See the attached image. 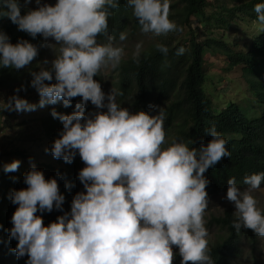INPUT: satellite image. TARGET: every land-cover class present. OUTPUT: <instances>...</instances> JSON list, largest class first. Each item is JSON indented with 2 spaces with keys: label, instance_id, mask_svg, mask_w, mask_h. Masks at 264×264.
<instances>
[{
  "label": "clouds",
  "instance_id": "obj_1",
  "mask_svg": "<svg viewBox=\"0 0 264 264\" xmlns=\"http://www.w3.org/2000/svg\"><path fill=\"white\" fill-rule=\"evenodd\" d=\"M35 2L36 8L21 15L18 0H0V17L33 38L50 37L55 43L46 46L54 58L50 65L43 62L47 68L30 73V86L39 96L36 103L13 94L6 101L0 99V111H34L58 101L68 107L79 96L71 113L51 111L62 129L45 151L67 163L79 155L84 167L77 178L84 191L72 197L69 211L45 225L37 213L62 210L64 195L56 178L45 179L31 163L23 174L26 187L9 193L16 205L8 230L17 241L16 256L27 255L25 264H172L175 247L180 264H215L204 221L209 181L203 174L222 157H230L227 140L213 124L205 129L211 137L206 144L191 148L183 141L165 144L161 107L150 105L155 114L130 113L117 102L121 95L117 89L107 95L102 91L93 77L102 69H116L124 57L122 44L114 41H125L127 33L114 36L108 27L119 0ZM169 5L170 0H125L139 31L153 37L184 30L169 19ZM252 10L264 31V0ZM142 43L133 46L134 63L140 61ZM155 48L164 55L168 52L161 43ZM184 52L181 46L175 54ZM37 54V46L28 40L13 44L0 31V67L20 69ZM20 90L23 86L14 91ZM87 102L106 111L86 114ZM19 164L14 159L3 165V171L14 172ZM262 183L264 172L245 175L244 187L234 177L227 179L226 199L234 205L235 231L251 229L264 238V211L252 195Z\"/></svg>",
  "mask_w": 264,
  "mask_h": 264
},
{
  "label": "trees",
  "instance_id": "obj_2",
  "mask_svg": "<svg viewBox=\"0 0 264 264\" xmlns=\"http://www.w3.org/2000/svg\"><path fill=\"white\" fill-rule=\"evenodd\" d=\"M258 2L260 0H170L169 19L178 26H183L184 30L158 36L157 41L142 50L139 63H134L129 57L123 59L116 68L117 90L121 93L119 97L125 98L133 94L130 103L121 107L127 108L130 113L143 110L153 114L156 110L151 109L150 105L163 106L165 139L175 124L176 137L173 140L183 141L190 148L198 147L211 139L205 129L214 124L216 130L227 140L226 148L230 157H222L203 174L209 181L206 185L207 195L226 192L227 179L230 177H234L238 185H242L245 175L264 172V31H261L252 10ZM112 12L108 19L111 34L118 36L119 32H126L128 29L131 32L139 31L131 9L125 7V0H119V7ZM250 21L255 22L259 29L245 33L244 36L248 39L243 42L238 39H224L226 30L233 23L247 24ZM219 29L223 30L220 35L216 31ZM0 31L13 44L20 39L28 40L32 44L44 39L39 34L33 38L18 30L6 17H0ZM97 39L102 40L99 36ZM156 43L168 48L166 55L155 48ZM181 46L185 52L176 55V49ZM206 51L213 56L222 57L226 63L224 71L229 72L233 68L241 70L246 86L242 97L238 95L232 98L227 105L214 102L211 93L206 90L209 80L204 58ZM14 70L0 67V85L10 82ZM93 78L100 83L103 91L101 77L96 75ZM79 100L80 97L77 96L72 98L68 107L60 103L48 108L47 114L41 117L45 137L58 138L62 129V123L51 116V111L55 109L58 113L69 114ZM96 110L90 102L86 103V114ZM2 154L33 156L26 149L20 148L2 151L0 157ZM47 166L44 177L56 178L64 201L62 210L53 208L50 212L37 213L42 216L45 225L55 221L63 212L69 211L72 197L77 192L84 191L77 178L78 171L84 167L78 154L71 163L57 158L55 164ZM25 187L20 169L5 173L0 162V264H25L27 259V255L20 258L16 256L14 249L17 241L8 234L12 226L10 218L16 208L10 201L9 193L13 189ZM213 220L227 230L223 240L208 247L215 264H236L243 238L251 241L254 250L257 236L251 229L241 228L239 232L235 231L231 227L233 215L230 210ZM172 264H180L178 254H174Z\"/></svg>",
  "mask_w": 264,
  "mask_h": 264
},
{
  "label": "rangeland",
  "instance_id": "obj_3",
  "mask_svg": "<svg viewBox=\"0 0 264 264\" xmlns=\"http://www.w3.org/2000/svg\"><path fill=\"white\" fill-rule=\"evenodd\" d=\"M41 4L48 3L52 5L55 0H40ZM20 11L25 13L28 9H34L37 7L35 0H19ZM195 24V21L193 22ZM259 26L255 22H247V24L233 23L230 28L226 30L224 39L233 40L238 39L243 42L248 37L244 34L249 32H256ZM218 35L223 30H216ZM127 39L123 42L118 40L114 41L117 44H122L124 48L123 59L131 57L133 46L136 42L142 41V50L147 48L150 44L158 40V37H153L151 34H142L140 31L131 32V29L126 31ZM102 42V40H101ZM55 42L49 37L47 41L44 39L33 43L37 46L38 54L34 57L33 61L29 65L20 69H15L10 82L5 85H0V99L7 100L13 94H16L30 103H36L39 96L35 89L30 86L31 75L33 71H39L41 67L47 68L50 65L51 60L54 58V53L51 48L47 47V44H54ZM206 61L209 80L207 81L206 90L211 93V97L218 105H227L232 98L243 95L242 91L245 89V81L241 75L239 68H233L229 72L224 71L226 63L223 61L220 55L213 56L208 51L204 53ZM49 61V65H45L43 62ZM117 71L116 69L105 68L98 73L97 76L101 77L103 92L107 95L112 88L117 89ZM23 90L15 92L14 90L21 88ZM133 94L125 98L117 96V102L122 105H128L132 100ZM239 97V98H240ZM61 102L56 104H46L44 107H37L34 111H20L15 110L0 111V153L6 150H13L15 148L26 149L27 153L33 156L19 157L14 154H2L0 162L2 165L11 162L14 159L20 161L18 169L24 174L29 170L30 164L34 163L36 168L43 173L47 170V165L55 164L57 158H53L50 151H45L46 148H50L54 139H48L43 133L41 127V117L47 114L49 107H55ZM165 114V108L160 106ZM96 111H106V109H97ZM95 111V112H96ZM155 114V112L153 113ZM175 125V124H174ZM172 126L165 139V144L171 143L176 137V128ZM244 187L243 185H240ZM252 195L257 200V205L264 211V183L260 189L253 191ZM208 196V207L204 213L205 227L208 230V247L223 240L227 235V230L220 224L216 223L214 217L225 214L227 210L232 213L234 211V205L226 199V192L217 193ZM173 253L177 254V250L173 247ZM236 264H264V238L257 237L256 247L252 250V243L248 238H243L241 242V253L239 255Z\"/></svg>",
  "mask_w": 264,
  "mask_h": 264
}]
</instances>
